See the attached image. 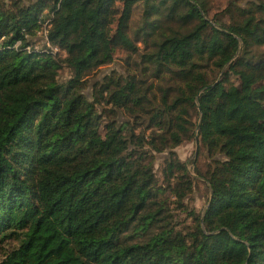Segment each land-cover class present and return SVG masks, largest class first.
<instances>
[{"label":"trees","instance_id":"1","mask_svg":"<svg viewBox=\"0 0 264 264\" xmlns=\"http://www.w3.org/2000/svg\"><path fill=\"white\" fill-rule=\"evenodd\" d=\"M206 2L0 0V264H264V0L229 3L212 17ZM42 31L65 57L27 49ZM138 40L155 78L173 75L178 90L167 101L161 89L147 142L129 122L101 132L82 92L86 73L109 63L115 46L136 50ZM62 64L72 72L65 83ZM140 91L130 77L109 79L99 93L130 114L142 109ZM194 137L209 155L199 174L210 198L183 236L161 197L169 190L181 204L191 192L171 149ZM143 143L169 149L165 187ZM8 240L15 246L2 253Z\"/></svg>","mask_w":264,"mask_h":264},{"label":"rangeland","instance_id":"2","mask_svg":"<svg viewBox=\"0 0 264 264\" xmlns=\"http://www.w3.org/2000/svg\"><path fill=\"white\" fill-rule=\"evenodd\" d=\"M8 1V0H7ZM29 0H18V2L26 3ZM251 0H207V9L209 17L221 12L229 3L238 5L240 8H245L247 2ZM253 1V0H252ZM121 10V2L115 3L114 18L108 26L107 33L112 36L115 31V25L119 17ZM225 15V14H224ZM141 5L137 3L132 11L131 19L129 21L128 35L132 40L135 39V31L141 27ZM224 21H228V16L223 18ZM48 21L42 24V28H47ZM30 50L35 51H50L54 57L61 59L65 57L63 51L56 49L55 47L47 44L44 32H39L35 36L28 37ZM19 43L14 47H18ZM136 50L122 47L120 45L115 46L112 60L96 69H93L86 73L83 78V93L87 97L90 103L94 104V108L100 120L101 132H104V126H110L111 122H116L117 125H121L124 122H129V127L134 130V133L140 134L143 137L144 142L150 140L152 132L155 131V127L148 126V117L161 106V89L169 88L167 101L178 95L177 84L173 80V75L165 76L161 78H155L153 72V65L144 61L143 55L148 53L150 48L145 47L142 40L135 42ZM264 49V48H263ZM209 72V71H208ZM217 71L212 73V77L220 78L221 72ZM72 77V72L65 64H62L58 70V82L65 83ZM138 80V84L141 86L142 109L137 108L133 113L120 111L117 108H113L111 103H106V92L101 94L99 90L101 87L109 82V79L119 80L123 83L129 78ZM235 81L234 77H231ZM135 114V115H134ZM188 120L195 123L198 119L196 110L189 109ZM142 151L147 155V160L152 163L154 174L156 175L157 183L161 187H165L163 179L162 168L164 167V161L168 158L169 149H165L162 152L155 151L149 144L143 143ZM174 151L175 157L180 163H183L186 167L187 175L192 182L191 192L182 200L181 204L177 203V198L169 190H165L164 195L161 197L165 201V206L168 209L170 216L171 226L175 228L177 233L187 236L193 230L194 221L192 214L202 215L203 210L208 205V184L201 177V174L206 170V165L209 163V155L207 152L198 146L195 137L193 139L185 140L179 145L171 149ZM15 246V241L8 240L3 244L2 253L6 250H10Z\"/></svg>","mask_w":264,"mask_h":264}]
</instances>
